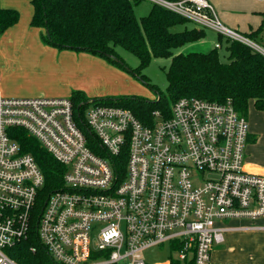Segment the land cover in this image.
<instances>
[{
    "label": "built area",
    "instance_id": "2783aa9c",
    "mask_svg": "<svg viewBox=\"0 0 264 264\" xmlns=\"http://www.w3.org/2000/svg\"><path fill=\"white\" fill-rule=\"evenodd\" d=\"M150 1L264 57V40L225 27L207 0ZM15 128L65 169L46 196ZM249 135L231 99L181 97L170 116L154 110L145 123L122 106L0 95V264H23L20 247L33 237L28 253L40 264H148L143 253L164 245L157 264H211L231 222L255 228L264 218V173L247 165Z\"/></svg>",
    "mask_w": 264,
    "mask_h": 264
},
{
    "label": "trees",
    "instance_id": "16d2710c",
    "mask_svg": "<svg viewBox=\"0 0 264 264\" xmlns=\"http://www.w3.org/2000/svg\"><path fill=\"white\" fill-rule=\"evenodd\" d=\"M142 0H31L34 8L32 25L48 31L45 40L53 46L89 51L120 60L117 48L137 57L139 65L133 69L140 75L153 59L171 58L166 71V93H159L155 101L140 98H100L89 100L83 92H73L70 99L77 105L91 102L122 106L131 109L143 122L148 123L152 112L160 110L171 115V106L181 97H198L211 101L231 99L235 109L247 118L249 104L254 101L264 111V57L246 44L225 39L219 35L220 48L208 52L174 54L188 44L207 37V30L188 26L191 22L162 6L152 4L147 15L137 17L135 7ZM176 1V0H170ZM19 21L17 10L0 5V34ZM178 27L182 30L177 31ZM264 27L252 31L247 37L263 40ZM227 52V62L220 50ZM147 81L146 76H141ZM11 136L23 153L31 154L45 176V196L62 185L64 167L52 157L40 142L22 128H15ZM20 247L27 258H16L23 264H40L28 253L30 244ZM38 256L46 253L40 249ZM48 258V257H47Z\"/></svg>",
    "mask_w": 264,
    "mask_h": 264
},
{
    "label": "crops",
    "instance_id": "0c3cea01",
    "mask_svg": "<svg viewBox=\"0 0 264 264\" xmlns=\"http://www.w3.org/2000/svg\"><path fill=\"white\" fill-rule=\"evenodd\" d=\"M207 1L214 7L219 20L225 27L244 36L264 27V0ZM0 5L3 8L17 10L19 13V21L0 34V73H3L0 76H4L5 80L4 83L0 82V95L13 98H70L73 92H83L91 100L92 93H88V89L83 87L72 90L67 96L42 94L41 88L33 86L20 89L12 87L9 79L5 78L6 71L14 66L40 63L43 56L48 59L54 50L51 47L52 44L47 45L42 40L43 32L46 30L35 27L31 23L34 13L31 0H0ZM213 33L214 45L218 42L219 35L216 32ZM247 119L250 130L247 165L253 171L264 173V111L258 110L254 101L249 104ZM257 223L258 227L244 228L248 225L247 222H231L230 226L235 228L225 231L224 242L213 249L211 264H264V218Z\"/></svg>",
    "mask_w": 264,
    "mask_h": 264
},
{
    "label": "rangeland",
    "instance_id": "374dc122",
    "mask_svg": "<svg viewBox=\"0 0 264 264\" xmlns=\"http://www.w3.org/2000/svg\"><path fill=\"white\" fill-rule=\"evenodd\" d=\"M151 6V1L142 0L135 7L136 16L147 15ZM188 26L197 25L190 22ZM182 29V27H178L176 30ZM206 30L207 37L201 42L183 46L175 50L174 54L208 52L213 49L215 46V44L213 45L214 33L210 29ZM43 35L47 36V33L43 32ZM42 40L49 45L43 36ZM51 47L54 53L48 56V59L43 56L40 63L14 66L6 71L5 78L9 79L13 88L20 89L21 87L33 86L41 88L42 94L67 96L72 90L83 87L88 89V93H92L91 100L134 97L148 102L158 98V91L163 94L166 93L168 85L166 71L170 66L171 58H155L142 70L140 75H136L133 69L139 65L137 57L122 48H117L121 59L112 60L107 56L89 51ZM220 54L222 61L227 62V52L224 48L220 50ZM2 74L1 72L0 75ZM141 76H146L147 81L142 80ZM4 81V76H0V82L4 83ZM8 98L13 97L8 96ZM143 255L148 264L161 263L168 257L167 246L151 248L145 251Z\"/></svg>",
    "mask_w": 264,
    "mask_h": 264
},
{
    "label": "water",
    "instance_id": "95a60500",
    "mask_svg": "<svg viewBox=\"0 0 264 264\" xmlns=\"http://www.w3.org/2000/svg\"><path fill=\"white\" fill-rule=\"evenodd\" d=\"M46 33H47V36L49 37L48 31H46Z\"/></svg>",
    "mask_w": 264,
    "mask_h": 264
}]
</instances>
